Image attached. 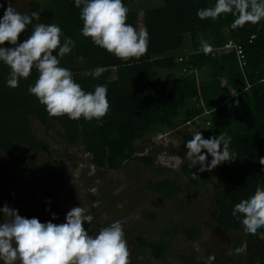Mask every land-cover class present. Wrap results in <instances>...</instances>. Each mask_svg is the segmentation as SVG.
Masks as SVG:
<instances>
[{"label": "trees", "instance_id": "trees-1", "mask_svg": "<svg viewBox=\"0 0 264 264\" xmlns=\"http://www.w3.org/2000/svg\"><path fill=\"white\" fill-rule=\"evenodd\" d=\"M215 2L164 0L161 5L143 8V28L149 33L148 51L140 59L129 61H122L81 35L83 21L74 0L32 2L28 14L37 11L40 19L27 26L19 42L31 35L37 23L59 25L63 32L61 39L69 37L75 41V48L61 59V66L71 70L74 81L86 92H94L97 85H106L110 111L100 124L83 117L79 120H71L67 115L49 117L46 107L28 91L38 79V72L33 69L29 78H21L19 86L11 88L7 85L10 68L0 61V195L6 203L12 206L22 198L6 194L5 190L13 187L15 180L4 160L36 171L41 153L51 156L46 143L36 136L33 121L46 131L55 130L71 146L81 144L93 166L111 171L123 170L128 165L154 167L157 149L150 155H139L136 142L146 135L159 138L176 133L186 146L193 134L185 127L193 123L205 139L227 133L232 138L230 151L237 158L204 172L198 171L200 165L191 168V162L186 161L181 168L186 179L183 187L177 180L165 179L152 183L150 189L174 201L181 193L191 196L202 192L216 176L218 187L211 196L216 219L211 225L229 237L239 230L245 233L232 210L236 203L250 198L257 186L264 187V165L259 162L264 157V20L236 30L231 28L232 14L201 20L198 10L214 6ZM123 3L129 9L127 23L139 30L140 10L131 8L129 0ZM251 36H255L252 41ZM201 38L212 45V53L205 55L201 51ZM229 42L241 48L244 66L236 49H225ZM0 47L11 46L6 42ZM80 56L84 57L83 63L77 61ZM96 67L105 68L100 77L86 74ZM235 96L238 105H234ZM211 159L209 155V163ZM192 173L198 177L194 179ZM43 178L48 188L62 191L72 177L65 170L49 165ZM53 211L52 206L43 205L35 218L42 223L58 224ZM147 217L155 219L153 214ZM178 230L190 243L200 237L196 227L177 225L175 234ZM258 231L264 233V228ZM246 235L249 242L255 243L245 253L247 264H264V239ZM135 241L140 250L150 251L156 260H164L170 249L164 238L149 241L141 234ZM213 254V264H220L221 258L215 252H207L200 261L192 256L181 255L180 259L186 264H208L207 258Z\"/></svg>", "mask_w": 264, "mask_h": 264}, {"label": "clouds", "instance_id": "clouds-1", "mask_svg": "<svg viewBox=\"0 0 264 264\" xmlns=\"http://www.w3.org/2000/svg\"><path fill=\"white\" fill-rule=\"evenodd\" d=\"M80 9L83 21L81 35L91 38L94 45L105 49L122 61L140 59L148 51L149 33L146 28L137 30L127 23L129 9L123 0H74ZM0 7H3L0 4ZM222 14H232L231 28L236 30L246 24H258L264 20V0H216L214 6L201 8L197 16L216 20ZM37 11L29 14L18 12L8 4L0 18V46L7 42L14 47H0V61L10 68L7 85L19 86L21 78L30 77L33 69L38 79L28 91L46 107L49 117L67 115L71 120L95 119L98 124L110 111L106 85H97L94 92H86L74 81L70 69L61 66V59L75 48V41L63 37L57 24H35L31 35L18 43L20 35L33 20L40 19ZM201 51L208 55L212 45L200 39ZM55 52V54H54ZM84 62V57H77ZM104 67H96L86 73L100 77ZM237 101V105H238ZM232 138L227 133L205 139L197 132L186 142L185 158L190 167L200 165L199 172L212 171L224 162H234L236 154L230 151ZM222 146V148H221ZM202 150H206L203 153ZM212 159L208 162V156ZM260 164L264 165V157ZM197 178L196 173H192ZM99 206V202L93 205ZM0 212V262L2 264H131V251L125 237V220H117L103 227L95 236L89 234L84 223L90 224L94 217L86 214L81 206L67 212L64 223L51 221L42 223L38 218H26L18 210L5 205ZM232 216L243 227L246 234L264 239V187L257 186L250 198L234 205ZM53 215V219H55ZM247 243L234 251L247 252ZM215 254L207 258L213 264Z\"/></svg>", "mask_w": 264, "mask_h": 264}, {"label": "rangeland", "instance_id": "rangeland-1", "mask_svg": "<svg viewBox=\"0 0 264 264\" xmlns=\"http://www.w3.org/2000/svg\"><path fill=\"white\" fill-rule=\"evenodd\" d=\"M36 1L44 0H1L3 7H0V17L2 18L8 4L18 12L28 14L29 5ZM163 1L129 0L131 8L140 10L138 29L143 28V8L163 4ZM33 127L36 136L50 149L51 156L41 153L36 171L4 160L15 180V185L5 190L6 194L18 195L22 201L10 206L4 196L0 195V209L7 205L18 210L21 216L30 218L38 216L42 206L48 204L54 208L52 214L60 224L66 222L68 211L81 206L87 210L86 214L94 217L90 224L84 223L85 229L93 236L112 222L125 220L124 231L131 251V264H186L180 259L181 255L192 256L200 261L207 252L217 253L221 258L220 264H247L245 253L236 254L234 250L246 242L248 252L255 243L249 242L248 236L242 230L229 237L217 226L211 225L216 219V210L211 203L212 190L218 187L216 176L212 177V182L202 192L193 193L191 196L181 193L174 201L151 191L152 183L165 179L177 180L182 187L186 182L181 168L189 161L184 157L187 149L176 133L161 135L159 138L146 135L136 142L139 155H150L157 149L154 167L144 169L142 166L128 165L123 170L111 171L93 166L81 144H67L55 130L46 131L37 121H33ZM185 129L193 135L200 131L193 123ZM175 150L181 154L174 153ZM49 165L63 169L71 175V181L62 191L48 188L43 174ZM97 202L99 206L94 207ZM150 214L155 215L152 221L147 217ZM2 217L3 213L0 212V219ZM177 225L198 228L199 239L190 243L179 230L175 234ZM141 234L149 241L158 242L164 238L169 243L170 249L164 260H156L150 251L138 248L135 238ZM228 259L232 261L229 262Z\"/></svg>", "mask_w": 264, "mask_h": 264}, {"label": "built area", "instance_id": "built-area-1", "mask_svg": "<svg viewBox=\"0 0 264 264\" xmlns=\"http://www.w3.org/2000/svg\"><path fill=\"white\" fill-rule=\"evenodd\" d=\"M254 39H255V36H251V41L254 40ZM232 48L237 50V54H238L240 60L243 61V60H242V59H243V53H242V50H241V48H240L239 46L235 45V44L232 43V42H229V43L225 46V49H232ZM242 65L244 66V61L242 62ZM236 98H237V97L235 96V99H236ZM234 105H237V99H236ZM198 132H201V131H198ZM201 133H202V132H201ZM202 135H203V134H202ZM203 138H205L204 135H203Z\"/></svg>", "mask_w": 264, "mask_h": 264}]
</instances>
